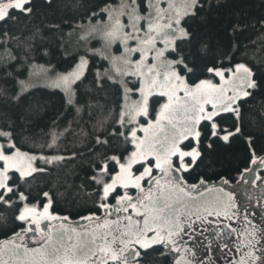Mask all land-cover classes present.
I'll return each mask as SVG.
<instances>
[{"label":"snow or ice","instance_id":"obj_1","mask_svg":"<svg viewBox=\"0 0 264 264\" xmlns=\"http://www.w3.org/2000/svg\"><path fill=\"white\" fill-rule=\"evenodd\" d=\"M220 3L75 0L70 6L83 12L69 31L67 21L46 25L54 47L36 45L43 39L39 24L24 40L6 27L0 31V72L16 81V91L0 87V97L18 102L42 80L63 94L77 122L87 111L91 126L81 133L84 150L65 156L55 150L72 132L71 122L38 140L27 134L30 120L0 116V230L11 232L0 240V264H151L152 253L170 256L171 264H216L214 247L222 256L232 253L229 264H264V195L253 204L251 191L241 187L264 180L251 179L264 166V148L258 152L242 127L243 103L264 95V20L262 35L247 44L241 34L248 25L239 22L223 36H206L208 13ZM52 4L0 0V25L32 22ZM93 61L87 92L111 89L110 102L91 95L81 102ZM24 67L28 76L17 79ZM234 141L256 166L238 168L235 186L215 156ZM81 158L84 203L73 221L55 211L49 191L34 192L32 181L48 171L40 165ZM212 217L222 227L207 228ZM233 234L230 247L225 241Z\"/></svg>","mask_w":264,"mask_h":264},{"label":"trees","instance_id":"obj_2","mask_svg":"<svg viewBox=\"0 0 264 264\" xmlns=\"http://www.w3.org/2000/svg\"><path fill=\"white\" fill-rule=\"evenodd\" d=\"M73 2L75 0H53L52 6L42 7L41 14H38L32 22L20 21L15 24L9 23L6 26L0 25V31L6 27L9 32L24 40L31 33L33 26L39 24L43 39L38 37L35 41L36 45L54 47L56 36L46 25L48 23L64 25V21H67L68 24L64 25L63 30L69 31L71 23L78 20L83 12V9L74 10L70 6ZM84 2L95 5L101 4L103 0H84ZM208 17L206 36L212 38L223 36L233 23L239 22L242 25H248L247 30L241 34L242 43L247 44L250 41L258 40L262 35L259 22L264 20V0H221L220 5L214 6L208 13ZM16 51L19 55L21 50L17 49ZM51 59L53 63H56V56ZM40 62L43 63V61ZM95 63L93 61V68L88 75V80L80 86L81 102H84L89 95L97 98L100 103H105L106 100L110 102L113 99V90L111 89L108 90V95L104 91L99 93L87 92V88L91 87L90 82L93 79ZM65 66L61 64L59 68L62 70ZM15 67L14 65V70ZM27 76V67L16 72L17 79L23 80ZM0 87L14 93L16 81L4 79L3 73L0 72ZM262 105H264V95L259 93L242 105L243 132L245 135H252L255 138L258 152L264 148ZM3 115H9L18 122L22 116L30 120L27 134H34L38 140H43L44 133L48 132L50 128L55 127L56 131L62 132L71 122L72 132L61 137L59 148L55 150V154L59 155L68 156L73 151L84 150L80 147L82 130L91 131L87 111L83 114V119L77 122L74 119V111L65 105L63 94L58 89L48 88L44 85H34L18 102H10L6 97H0V116ZM241 143L234 141L232 147L218 150L215 154L220 171L230 178L232 184H235L236 179H238L236 171L238 168L243 169L251 166ZM21 147L23 150H33L29 144L23 142H21ZM48 154L52 153L49 152ZM40 166L47 167L48 171L36 175L32 181L33 191H49L55 201V211L60 215H70V219L73 221L78 220L81 214L78 205L84 203L83 193L79 192L78 186L85 181L87 171L83 164V158L68 160L56 166ZM10 235L11 232L0 230V240ZM149 259L151 264H171L170 256H161L158 253H152Z\"/></svg>","mask_w":264,"mask_h":264},{"label":"flooded vegetation","instance_id":"obj_3","mask_svg":"<svg viewBox=\"0 0 264 264\" xmlns=\"http://www.w3.org/2000/svg\"><path fill=\"white\" fill-rule=\"evenodd\" d=\"M256 175H261L264 176V166L260 167L257 171H256ZM257 186H260L262 189H254V190H250L252 193V196L254 198V200H256V198L260 197L261 195H264V180H257L256 181ZM255 204V203H253ZM211 223H207L206 227L209 228L210 230H214L216 227L220 226L222 227V225L220 224V222L216 221L215 217L209 218ZM255 219V218H254ZM241 225H238V227H240ZM235 227V226H233ZM225 232H227V229H224ZM211 235V231L209 233ZM235 234H233L230 238H227L225 242H228L230 247L232 246V244L235 241ZM216 243H219V241H217ZM232 253L229 252L228 250H225V255L222 256L219 249L214 247L213 248V259L216 261V264H229V261L227 258L225 257H231Z\"/></svg>","mask_w":264,"mask_h":264},{"label":"rangeland","instance_id":"obj_4","mask_svg":"<svg viewBox=\"0 0 264 264\" xmlns=\"http://www.w3.org/2000/svg\"><path fill=\"white\" fill-rule=\"evenodd\" d=\"M33 84H34V85H44V82H43L42 80H34V81H33ZM251 167L255 168L256 166H251ZM255 176H256V171L252 174L251 179H254ZM233 186H235V184H233ZM241 187L244 188V189H246V190H254V189H259V190H261V189H262L260 186H257V184H255V186H253L251 183L248 184V185H243V184H241ZM252 203H256V200H254V198H253V200H252ZM255 220L258 221V220H259V217H258V216L255 217ZM238 225H239V224H234L233 226L238 227ZM234 237H235V236H234ZM233 251H234V249H233Z\"/></svg>","mask_w":264,"mask_h":264}]
</instances>
